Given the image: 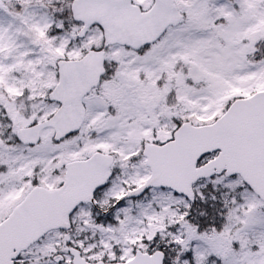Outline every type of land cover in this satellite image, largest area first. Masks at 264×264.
I'll return each mask as SVG.
<instances>
[{"label": "snow or ice", "instance_id": "6c2138e0", "mask_svg": "<svg viewBox=\"0 0 264 264\" xmlns=\"http://www.w3.org/2000/svg\"><path fill=\"white\" fill-rule=\"evenodd\" d=\"M0 264H264V0H0Z\"/></svg>", "mask_w": 264, "mask_h": 264}]
</instances>
